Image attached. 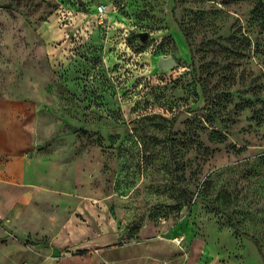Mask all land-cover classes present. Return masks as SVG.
<instances>
[{
	"label": "rangeland",
	"instance_id": "obj_1",
	"mask_svg": "<svg viewBox=\"0 0 264 264\" xmlns=\"http://www.w3.org/2000/svg\"><path fill=\"white\" fill-rule=\"evenodd\" d=\"M164 235L264 264V2L0 0V264Z\"/></svg>",
	"mask_w": 264,
	"mask_h": 264
},
{
	"label": "crops",
	"instance_id": "obj_2",
	"mask_svg": "<svg viewBox=\"0 0 264 264\" xmlns=\"http://www.w3.org/2000/svg\"><path fill=\"white\" fill-rule=\"evenodd\" d=\"M178 243L164 235L112 246L96 254L99 264H188V255Z\"/></svg>",
	"mask_w": 264,
	"mask_h": 264
},
{
	"label": "water",
	"instance_id": "obj_3",
	"mask_svg": "<svg viewBox=\"0 0 264 264\" xmlns=\"http://www.w3.org/2000/svg\"><path fill=\"white\" fill-rule=\"evenodd\" d=\"M140 37H141V39H145L146 34H141ZM156 66H157L158 70L166 71V70L171 69L172 67L175 66V60L172 57L159 58L156 62Z\"/></svg>",
	"mask_w": 264,
	"mask_h": 264
},
{
	"label": "trees",
	"instance_id": "obj_4",
	"mask_svg": "<svg viewBox=\"0 0 264 264\" xmlns=\"http://www.w3.org/2000/svg\"><path fill=\"white\" fill-rule=\"evenodd\" d=\"M256 1H260V2H264V0H256ZM186 40H187V36L184 35ZM188 45H189V42L187 41ZM190 55H191V59H193V55H192V52H191V47H190ZM253 239V242L256 244V246L259 248V250H261V247L258 243V241L255 239V238H252ZM83 253V252H82Z\"/></svg>",
	"mask_w": 264,
	"mask_h": 264
},
{
	"label": "built area",
	"instance_id": "obj_5",
	"mask_svg": "<svg viewBox=\"0 0 264 264\" xmlns=\"http://www.w3.org/2000/svg\"><path fill=\"white\" fill-rule=\"evenodd\" d=\"M103 11H104V10H103L102 7H99V8H98V12H99V13H103Z\"/></svg>",
	"mask_w": 264,
	"mask_h": 264
}]
</instances>
